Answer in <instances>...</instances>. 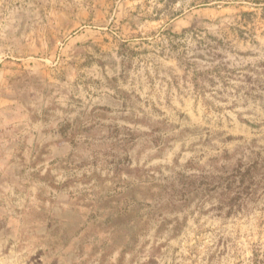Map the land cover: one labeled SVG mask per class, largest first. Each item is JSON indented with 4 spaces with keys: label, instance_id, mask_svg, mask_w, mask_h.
<instances>
[{
    "label": "rangeland",
    "instance_id": "obj_1",
    "mask_svg": "<svg viewBox=\"0 0 264 264\" xmlns=\"http://www.w3.org/2000/svg\"><path fill=\"white\" fill-rule=\"evenodd\" d=\"M0 264H264V0H0Z\"/></svg>",
    "mask_w": 264,
    "mask_h": 264
}]
</instances>
